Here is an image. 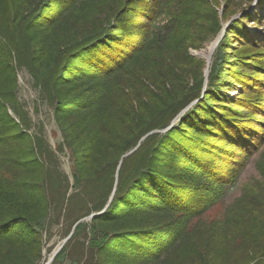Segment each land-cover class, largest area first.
Returning a JSON list of instances; mask_svg holds the SVG:
<instances>
[{"label":"trees","instance_id":"trees-1","mask_svg":"<svg viewBox=\"0 0 264 264\" xmlns=\"http://www.w3.org/2000/svg\"><path fill=\"white\" fill-rule=\"evenodd\" d=\"M135 1L98 10V0H0V264H40L44 225L48 238L53 226L70 236L51 264H176L185 252L182 264H210L211 239L229 261L264 264V193H244L223 224L198 221L264 148V121L251 116L264 114V56H248L240 64L252 69L235 78L222 73L230 41L264 49L244 25L259 21L264 0L230 23L205 88L185 70L195 62L187 50L221 28L209 0ZM21 70L52 110L58 151L42 127L32 132ZM234 82L248 89L243 110L216 94Z\"/></svg>","mask_w":264,"mask_h":264},{"label":"rangeland","instance_id":"rangeland-1","mask_svg":"<svg viewBox=\"0 0 264 264\" xmlns=\"http://www.w3.org/2000/svg\"><path fill=\"white\" fill-rule=\"evenodd\" d=\"M248 1L249 0H216L214 2L213 0H209L210 6L217 12V16L221 28L218 34L215 36V38L211 39L207 43L205 42L202 43L198 49L189 48L187 50L188 55L195 59L194 64L186 66V70H185V72L187 73L186 79L191 78L187 80L190 86L195 84L193 83V80L197 82L196 84L199 83V85L203 83L204 88L207 86L209 74L205 75V71H206L205 69L207 67V63H206V59H204L201 53L202 52L206 53L210 45L216 42L221 34L225 33V31L227 30V29L225 30L226 25H228L229 27L230 23L233 22L234 19L239 20L240 17L244 16L246 12H251V9L253 7H256L257 3L260 0H256L251 8L247 7L248 10H241L246 6V3ZM135 2L136 3L132 2L130 6L132 5L136 6V4L139 3L140 1L136 0ZM126 3L128 4V1L120 2V5L118 4L119 6L117 5L115 8L118 7L120 9L123 5L125 8V6H127ZM97 4H98L97 5L98 10H109V8L112 6L111 3L109 6V0H98ZM145 6H147V4H145ZM205 10H200V12L201 13L206 12ZM257 11L260 14V16L258 17L259 21H252V19H250L249 21L250 23L244 25L247 26L251 34L261 35L260 37L264 38V21H263L264 6L262 9L259 8V10H255V12ZM130 19L131 21L133 20L132 17H130ZM203 25L209 26L210 21L209 20L207 21L206 19ZM233 42H234L233 40L230 41L231 44L230 48L225 51L226 60H224V64L226 65H223L224 69L222 70V73L226 75L227 78L229 79L235 78L237 75L242 74L245 70L252 69V67L245 68L240 64L241 62H250L249 61L250 57L248 56H256L257 58L261 57V59L263 58L262 56H264V49H259V46L256 47L246 46V45L242 46L241 45L242 43L234 44ZM216 48L212 53L213 55L211 56L209 71L211 70V65L213 64L216 56V52H217ZM257 58H255V60H257ZM200 63H202L203 65H201ZM141 67L142 65L140 64L139 70ZM226 76H225V80H226ZM17 79L19 86L18 99L19 102L24 107V110L29 114V117L32 121L33 124L32 132H37L38 128L42 127L43 134L46 137L50 147L53 150L58 151L57 148L62 144V134L53 118L52 110L49 107H47L43 102H41L38 91L33 87L31 78L24 70L18 72ZM232 84H234L232 85L233 87H230L229 85L226 86L224 83V87L221 89L222 93H216V94L221 95V101L223 100L224 102V100H228L227 103L224 102L226 104L233 102L232 105H227L230 108H234V109L239 108L241 110H243V107L247 108L248 106L243 104L245 103L244 101L248 100V97H245L243 94H246L248 89L244 88L243 91H241L242 90L241 85L235 82ZM234 99H238L239 103L234 101ZM102 110L103 112L102 115L100 116V119H102L104 124L106 123V125H109L110 124L109 107L106 106ZM183 112L181 114H183ZM253 113L254 115L252 114L251 115L252 117L264 121V114L259 112H253ZM258 115L261 116L259 117ZM215 129L216 126L214 125V123H212L211 130H215ZM167 130L168 129L164 130L163 132H166ZM57 156L60 159L62 171L69 177L70 182H72V173H73V164H74L73 154L69 152V150H67L65 147H63L62 152H57ZM262 157H264V148H262L260 153L256 151L254 154H252L249 157L245 168L242 170L240 176L238 177L236 185L229 188L226 194L221 198V200L214 202V204L201 217H199L200 218L198 220L199 222H203L207 224L208 223L223 224L227 220L228 211L233 208V206L235 205L238 199L243 197L244 193H252V195H259L260 193H264V167L261 168ZM116 181H117V173L115 175V184L117 183ZM89 218L85 219V221H88ZM195 221H193V223ZM64 231L65 230L63 227L53 226L51 229V236L50 238H48V235L45 232V225L43 229H41L44 246L42 250V260L40 264H47L48 260L67 239V237L64 236ZM202 246L206 248L207 258L209 259L210 264H239L241 256L237 255L236 260L229 261V255H227L228 253L225 251L226 247L224 248L220 244H218L217 239H211V242L204 240L202 242ZM234 253H237V251ZM180 254L181 255H179L176 259V264H182V262L187 259L188 253L185 252L184 254L182 253ZM58 264H71V263L67 261V259L64 256H62Z\"/></svg>","mask_w":264,"mask_h":264},{"label":"bare ground","instance_id":"bare-ground-1","mask_svg":"<svg viewBox=\"0 0 264 264\" xmlns=\"http://www.w3.org/2000/svg\"><path fill=\"white\" fill-rule=\"evenodd\" d=\"M216 42L212 43L210 47L207 49L206 53L202 52L201 55L206 59L207 67L205 71V75H208L209 73V66H210V61H211V56L213 55V51L215 50ZM200 55V56H201Z\"/></svg>","mask_w":264,"mask_h":264},{"label":"water","instance_id":"water-1","mask_svg":"<svg viewBox=\"0 0 264 264\" xmlns=\"http://www.w3.org/2000/svg\"><path fill=\"white\" fill-rule=\"evenodd\" d=\"M227 27H228V25H226V28H225V30L227 29ZM223 36H224V34H221L220 36H219V38H218V40L216 41V46L215 47H217V45H218V43L220 42V40L223 38ZM188 109V108H187ZM186 110H184V112H185ZM183 112V113H184ZM92 218V216L89 218V219H91ZM71 235V234H70ZM70 237V236H69ZM69 237H67V239L63 242V244L57 249V251L52 255V257L48 260V262H47V264H51L52 263V261H53V259L55 258V256L61 251V249L63 248V246L65 245V243L67 242V240L69 239Z\"/></svg>","mask_w":264,"mask_h":264}]
</instances>
